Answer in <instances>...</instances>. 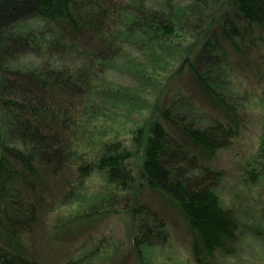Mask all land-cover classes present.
Segmentation results:
<instances>
[{"label":"rangeland","instance_id":"obj_1","mask_svg":"<svg viewBox=\"0 0 264 264\" xmlns=\"http://www.w3.org/2000/svg\"><path fill=\"white\" fill-rule=\"evenodd\" d=\"M150 3L163 7L162 12L177 4H194L193 0H73L69 7L78 27L67 17L50 19L39 14L17 24L0 43V81L7 82L4 97L41 108L36 114L27 108L17 111L16 106H5L14 110L11 115L5 111V133L0 137V157L7 159L13 171L0 187V245L5 249L41 264H141L139 250L148 264H264V177L253 180L255 159L264 142V24L242 19V35L230 32L229 37L216 25L213 41L217 51L204 50L195 60L206 80L237 113L236 132L229 144L211 156L201 155L204 164L222 172L214 180L216 193L239 220L237 241L226 253L209 254L204 247L197 250L186 220L147 184L135 199L132 189L119 191L103 172L96 170L83 178L77 174L79 159L85 164L98 159L112 143L134 149L135 130L153 116L170 135L195 149L180 127L154 109L157 100L173 119L190 129L211 131L219 142L213 117L227 120L188 66L184 48L194 41L192 36L175 39L176 49L168 43L162 47L168 59L183 61L182 75L172 81L166 76V81L152 88L149 81L148 89L141 87L144 81L113 63L98 82L99 95L64 84L44 90L34 82L26 84L20 76L28 71L43 75L94 71L86 54L77 48L95 47L102 34L96 32V22L105 19L102 12H111L104 32L116 24L113 9L124 16V7L133 5V12L144 13ZM118 89L123 97L115 93ZM46 94L47 100L40 98ZM90 100L94 108L89 107ZM16 112L41 127V132L34 130L33 135L28 125L26 131L17 125ZM65 120L70 127L64 132L72 136L74 157L59 174L51 173L49 162L35 158V173L13 150L34 154L56 149L42 133L54 132L56 124ZM3 141L7 146L1 145ZM166 156L168 163H177L179 177L203 178L198 168L172 150ZM137 205L142 210H136Z\"/></svg>","mask_w":264,"mask_h":264},{"label":"trees","instance_id":"obj_2","mask_svg":"<svg viewBox=\"0 0 264 264\" xmlns=\"http://www.w3.org/2000/svg\"><path fill=\"white\" fill-rule=\"evenodd\" d=\"M72 1L0 0V43L17 24L39 14L50 19L67 17L74 27H78V19L72 14L69 7ZM193 2L194 4L174 5L172 10L163 9L165 12L160 11L163 7L150 3V8L144 13L142 11L135 13L132 11L133 5L132 7L128 5L124 7V11L127 10L124 16L123 13L118 14L119 10L115 8L112 10V14L118 16L117 21L115 20L116 24L110 28L105 27L103 32L104 24L108 20L106 17L111 16V12L105 10L102 12L105 17L104 21L101 24L96 22L98 25L97 35L100 34L98 31H101L102 34L98 37L95 47L79 49L74 46L75 44L67 46L65 41L59 42L66 47L77 48L81 53L86 54L90 65L95 68L94 71L77 70L74 73L66 72L64 74L58 71V73L49 71L45 75L40 71H28L20 76L26 80V84L34 82V85L44 88V90L64 84L67 88L78 90V92L83 91L84 94L96 92V95H99L101 92L99 93L98 90H101V87L98 82L106 76V70L111 68L110 65L113 63L119 65V68L125 67L124 69L129 70V74L136 80L144 81L141 82V87L148 89L149 84L152 85V88L161 84L162 81L167 79L172 81L182 75L184 72L183 61L180 62L175 57L168 59L162 47L168 43L176 49L179 45L174 41L175 39L179 41L188 35L192 36L194 41L184 48L188 66L213 103L223 111L227 120L225 123L219 118L213 117L214 130L219 133V142L216 141L211 131L190 129L173 119L160 107V101L157 100L154 109L158 108L166 119L180 127L195 149L170 135L161 120L153 116L144 126L135 130L136 146L134 149L121 143H112L105 147L103 154L98 159L91 160L86 164L79 159L77 174L78 177L83 178L96 170L103 172L108 176L110 182L116 184L119 191L124 192L132 189L135 199L140 196L143 187L147 184L166 197L167 202L186 220L194 235L193 242L197 250L204 247L209 254H213L215 251L226 253L237 241L239 220L233 210L223 206L216 193L214 180L221 177L222 172L204 164L201 161V155L211 156L215 150L229 144L236 132L237 113L206 80L196 66L195 60L204 50L217 51V45L213 41L217 38L213 31L216 25L220 26L222 32L229 37L230 32H234L236 36L242 35L239 24L242 19L248 20L250 23L264 24V0H193ZM204 13L206 16L203 15ZM103 16L99 18L101 19ZM234 47L239 51L242 50L239 43H234ZM0 68L2 69V67ZM6 84V81H0V137H4L5 133V111L8 115L14 112L12 106L5 107L6 104L16 106L15 110L17 111L27 108L36 114L41 112V108L36 107L33 103L27 104L4 97L3 92ZM124 89V91H130L129 88L124 87ZM115 93L123 97L124 92L120 93V89H118ZM111 96L114 95L111 94ZM40 98L47 100L48 96L46 94ZM88 105L90 108H94L91 100ZM15 117L16 124L20 127L24 126V128L28 125L31 130L33 129L32 134H36L34 130L41 132V127L34 125V122L25 118L23 113H17ZM68 120H65L62 125L58 122L54 132L42 133L49 138L52 146L58 148L56 147L49 153L34 152V154H27L22 149H14V153L23 159L35 173L33 161L35 158H39L53 165L51 173L59 174L58 172L66 166L69 158L74 157L75 154L72 136L70 132L69 134L64 132L70 127L66 123ZM29 128L26 127L25 131ZM1 145L7 146L4 141ZM168 148H171L170 151L175 152L178 158L190 162L198 168L204 175L203 178L193 180L185 175L179 177L176 173L177 163H168L166 160V154L170 153ZM255 162L254 172L256 173L253 175V180L258 181L260 177H264V142ZM7 164V159L3 156L0 157V187L5 178L8 176L11 178L13 174ZM138 209L142 210L139 205L136 210ZM138 257L141 264H148L144 261L140 250ZM201 262L203 263V261ZM0 264H41V262L19 253H13L0 245Z\"/></svg>","mask_w":264,"mask_h":264}]
</instances>
